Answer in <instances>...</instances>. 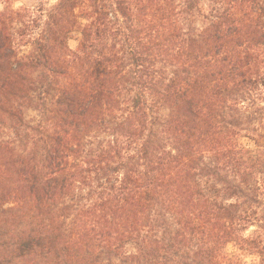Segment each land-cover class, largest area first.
I'll return each mask as SVG.
<instances>
[{"label":"trees","instance_id":"16d2710c","mask_svg":"<svg viewBox=\"0 0 264 264\" xmlns=\"http://www.w3.org/2000/svg\"><path fill=\"white\" fill-rule=\"evenodd\" d=\"M13 3L0 264H264V0Z\"/></svg>","mask_w":264,"mask_h":264},{"label":"rangeland","instance_id":"374dc122","mask_svg":"<svg viewBox=\"0 0 264 264\" xmlns=\"http://www.w3.org/2000/svg\"><path fill=\"white\" fill-rule=\"evenodd\" d=\"M56 0H14V6L15 7H31V8H38L40 5H44V7L49 8L51 5L55 3ZM202 21L198 20L197 25H202ZM70 44L72 47H75L77 45V41L75 39H72L70 41ZM167 113V110H163L161 112L162 115H165ZM31 115H34V112H30ZM256 230V226H251L250 229L247 231V234H252ZM228 252L232 253V248H228ZM254 257L251 255H244L243 259L246 262V264H254V262L251 260Z\"/></svg>","mask_w":264,"mask_h":264}]
</instances>
